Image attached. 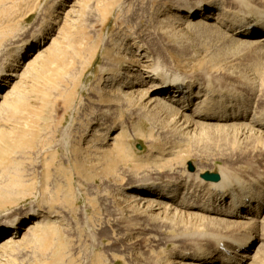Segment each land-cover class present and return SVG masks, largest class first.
Here are the masks:
<instances>
[{"label": "rangeland", "instance_id": "374dc122", "mask_svg": "<svg viewBox=\"0 0 264 264\" xmlns=\"http://www.w3.org/2000/svg\"><path fill=\"white\" fill-rule=\"evenodd\" d=\"M216 2L253 18L264 12V0H0V71L19 74L7 78L11 96L0 100L8 105L0 112V216L30 209L55 216L21 231L0 250V264H173L181 250H210L212 236L247 231L185 211L150 212L123 194L204 172L248 179L261 167L259 139L234 126L179 128L172 111L140 114L100 91L116 65L126 70L144 50L151 55L142 61L160 74L237 93L262 111L264 47L232 40L223 15L212 26L166 21L178 9L198 16ZM23 46L29 52L13 67ZM255 262L264 263V247Z\"/></svg>", "mask_w": 264, "mask_h": 264}, {"label": "bare ground", "instance_id": "6f19581e", "mask_svg": "<svg viewBox=\"0 0 264 264\" xmlns=\"http://www.w3.org/2000/svg\"><path fill=\"white\" fill-rule=\"evenodd\" d=\"M210 6L212 7H209V10L201 9V14L199 13L198 16L192 8L178 9L169 13L166 17L169 20H165L168 23L170 21L173 24L176 23V25L183 23L189 26L190 23V26H194V24L196 26H212L210 22L223 15L225 18L223 20L234 26L233 30L230 29L231 24L228 26L232 40L245 41L264 47V12H259L253 18L240 14V11H227L221 2ZM173 24L171 25L173 26ZM175 26L174 28H176ZM259 33L262 35L257 36ZM25 48L26 46L15 48L13 67H19V61L26 57L29 50L26 51ZM129 50L130 47H124V51H126L124 53H129ZM34 52L35 58L42 57L45 48L42 46ZM148 55L151 54L144 50L141 51L142 58L136 61L135 65L132 64L133 62H129L130 65L126 70L121 69L118 65L115 66L116 70L103 79L104 82L110 84L107 91L100 90L106 100L126 103L130 108L131 106L135 107L136 110L139 107L140 110L137 113L141 110L144 113L157 108L172 111L175 115L172 121L174 120L176 125L183 129L190 125L200 124L215 127L234 126L240 136L259 139L263 146L259 156L263 155V159L261 167L256 168L254 175L248 176V179L232 176L222 170L216 172L220 176L218 182H209L201 178L202 173L196 175L193 182L188 181L189 179L179 181L168 179L162 183L147 182L135 185L126 189L123 198L126 202L131 201L138 206L140 203L143 204V208L150 212L169 210L174 216L185 211L209 221L226 224V226H243L247 230L243 235H238L239 237H235L234 234L233 236H212L210 239L213 244L210 250L201 248L181 250L175 254L173 264H257L255 259L258 252L262 251L264 247V235H262L264 229V109L260 112L254 111L247 103L248 101L237 93L216 94L208 86L201 87L202 89L195 87L191 81H184L178 74L163 71L160 74V66L157 64L150 66L146 64L148 60L142 61ZM141 62L143 63L141 64ZM105 69L102 67L101 71L105 72ZM3 72L0 71V100L8 98L12 92L11 89L5 88L9 84L7 78L19 77L16 72ZM6 103H0V112L3 111V107L6 108ZM119 109L122 110L120 107ZM133 110L135 111V109ZM118 127L119 132L124 129L122 125L121 127L118 125ZM94 131V133H99L100 126ZM108 131H106V135ZM114 139L116 138H110V140ZM198 176L200 180H197ZM37 212L38 209H30L21 215L17 211L11 212V210L2 213L0 236H4L0 238V250L10 243H18L19 241L16 240L21 231L28 232L34 230L37 225L54 222L52 219L55 216L50 213ZM258 263H262V261Z\"/></svg>", "mask_w": 264, "mask_h": 264}, {"label": "water", "instance_id": "95a60500", "mask_svg": "<svg viewBox=\"0 0 264 264\" xmlns=\"http://www.w3.org/2000/svg\"><path fill=\"white\" fill-rule=\"evenodd\" d=\"M201 178L205 181L209 182H218L220 180V176L216 173H210V172H205L201 175Z\"/></svg>", "mask_w": 264, "mask_h": 264}]
</instances>
